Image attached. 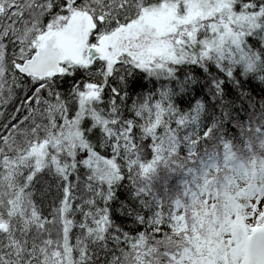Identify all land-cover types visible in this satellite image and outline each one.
Masks as SVG:
<instances>
[{"label":"snow or ice","instance_id":"snow-or-ice-1","mask_svg":"<svg viewBox=\"0 0 264 264\" xmlns=\"http://www.w3.org/2000/svg\"><path fill=\"white\" fill-rule=\"evenodd\" d=\"M0 264H264V0H0Z\"/></svg>","mask_w":264,"mask_h":264}]
</instances>
